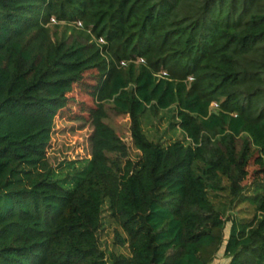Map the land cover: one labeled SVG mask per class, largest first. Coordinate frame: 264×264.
Returning a JSON list of instances; mask_svg holds the SVG:
<instances>
[{
    "label": "trees",
    "instance_id": "obj_1",
    "mask_svg": "<svg viewBox=\"0 0 264 264\" xmlns=\"http://www.w3.org/2000/svg\"><path fill=\"white\" fill-rule=\"evenodd\" d=\"M53 16L82 28L56 39ZM91 69V158L55 168V118ZM174 106L189 142L148 138L144 113ZM108 222L127 253L102 247ZM222 247L264 264V0H0V264H211Z\"/></svg>",
    "mask_w": 264,
    "mask_h": 264
},
{
    "label": "rangeland",
    "instance_id": "obj_2",
    "mask_svg": "<svg viewBox=\"0 0 264 264\" xmlns=\"http://www.w3.org/2000/svg\"><path fill=\"white\" fill-rule=\"evenodd\" d=\"M76 21L57 20L53 16L46 26L51 28L52 34L56 39H64L71 35L75 30L81 29V25H77ZM96 36L92 37V41L96 42L101 48L104 44H99ZM137 60V59H136ZM139 63V61H136ZM125 65V61L122 63ZM162 71V70H161ZM166 74V71L163 69ZM160 72V71H159ZM158 72V74H159ZM157 74V75H158ZM97 70L91 69L87 71L81 82L75 84L73 91L69 94L70 100L68 105L61 109L55 118L54 128L51 135V142L48 147V158L55 168L64 167L69 162L82 161L91 158V137L94 131L92 119L90 115L91 109L96 107V100L93 95L95 84H97ZM191 79H189L190 81ZM216 103L211 104V108H216ZM104 122L111 126L128 147V158L138 161L141 151L134 146L131 134V118L129 115L119 113L111 102H105ZM176 116V107L163 109L158 111L147 110L142 117V125L148 138L169 144L171 142L181 140L188 143L185 133L181 130ZM113 158L117 156L112 154ZM257 154L251 159L248 166V177L243 182L249 186L255 180L262 179L263 173L261 167L255 162ZM126 158H123L125 162ZM243 210L248 214L249 208L246 204H242L235 208V211ZM232 212H228L230 214ZM227 214V215H228ZM249 216V215H247ZM230 223L226 227V239L229 235ZM119 235L125 236L124 232L116 223H106L101 232V245L107 250H121L127 253L125 246H120ZM117 242V243H116ZM229 259L224 256V247L217 254L211 264H227Z\"/></svg>",
    "mask_w": 264,
    "mask_h": 264
},
{
    "label": "built area",
    "instance_id": "obj_3",
    "mask_svg": "<svg viewBox=\"0 0 264 264\" xmlns=\"http://www.w3.org/2000/svg\"><path fill=\"white\" fill-rule=\"evenodd\" d=\"M76 24H77V25H81L82 23H81V21H76ZM96 40H97V42H98L99 44H105V43H106L105 39L102 38V37H98V38H96ZM136 61L143 62V59H142V58H137ZM123 62H124V61H122V63H123ZM164 75H165V72H164L163 70L160 71L159 74H158L159 77H163ZM189 79H191V77H190Z\"/></svg>",
    "mask_w": 264,
    "mask_h": 264
}]
</instances>
